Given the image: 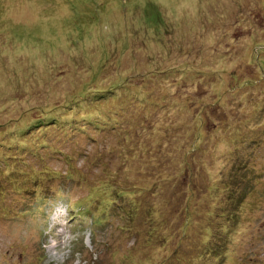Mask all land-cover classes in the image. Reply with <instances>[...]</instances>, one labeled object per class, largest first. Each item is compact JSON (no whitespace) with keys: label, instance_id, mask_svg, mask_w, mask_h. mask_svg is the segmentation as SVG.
Segmentation results:
<instances>
[{"label":"rangeland","instance_id":"obj_1","mask_svg":"<svg viewBox=\"0 0 264 264\" xmlns=\"http://www.w3.org/2000/svg\"><path fill=\"white\" fill-rule=\"evenodd\" d=\"M188 10L0 0V264H264V0Z\"/></svg>","mask_w":264,"mask_h":264},{"label":"clouds","instance_id":"obj_2","mask_svg":"<svg viewBox=\"0 0 264 264\" xmlns=\"http://www.w3.org/2000/svg\"><path fill=\"white\" fill-rule=\"evenodd\" d=\"M209 2L210 0H190L192 8L195 9L196 13L198 14H194L192 10H188L184 16L186 27L189 29L188 34H195L198 44L201 45L203 47L204 52L207 53V57L203 55L199 57V59L197 60V64H199L206 58L213 59L216 57L217 54L214 53L213 49L217 46L218 40H220V38L223 36V33L219 29H216L215 31L211 29L205 31L203 27L196 26V24H198L199 21L205 17L207 18L209 24L213 22L214 17L208 11ZM180 27V23L177 22L178 30ZM227 32V44L230 47L244 48L247 51V49L252 46V37L241 36L239 38H234L232 34L233 29H228ZM219 47L223 51L229 50L225 48V45L223 43L219 44ZM159 56L167 58V54L163 50L160 51ZM185 59H188V57H185ZM239 59L240 58L237 57L231 59V62H229V56H219L218 58H215L214 67L212 65H208L207 68L211 71L230 70L237 66V64L239 63ZM155 66L156 65L154 63L152 67L154 68ZM191 90L195 91L194 86ZM141 98H143V94H141Z\"/></svg>","mask_w":264,"mask_h":264},{"label":"trees","instance_id":"obj_3","mask_svg":"<svg viewBox=\"0 0 264 264\" xmlns=\"http://www.w3.org/2000/svg\"><path fill=\"white\" fill-rule=\"evenodd\" d=\"M102 94H100V96H101ZM70 107V106H69Z\"/></svg>","mask_w":264,"mask_h":264}]
</instances>
